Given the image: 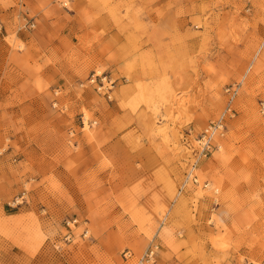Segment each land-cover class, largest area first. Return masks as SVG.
Returning a JSON list of instances; mask_svg holds the SVG:
<instances>
[{
    "label": "rangeland",
    "instance_id": "obj_1",
    "mask_svg": "<svg viewBox=\"0 0 264 264\" xmlns=\"http://www.w3.org/2000/svg\"><path fill=\"white\" fill-rule=\"evenodd\" d=\"M260 101L264 0H0V264H264Z\"/></svg>",
    "mask_w": 264,
    "mask_h": 264
},
{
    "label": "built area",
    "instance_id": "obj_2",
    "mask_svg": "<svg viewBox=\"0 0 264 264\" xmlns=\"http://www.w3.org/2000/svg\"><path fill=\"white\" fill-rule=\"evenodd\" d=\"M34 26L33 23L28 24L29 28ZM239 89V84H234L225 89V95L227 97L226 105L223 111L219 114V116L208 123L205 129H203L197 138V146L194 160L191 161L185 171L184 178L181 181V187H184L188 182L197 183L198 178L195 173V169L198 163L199 156H205L207 152L211 151L215 146L213 144V139L215 135H222L226 130V121L227 118L234 114V110L232 109V100L237 95V91ZM259 111L264 114V102L260 101L258 103ZM195 149V148H194ZM208 183L204 182L203 185L206 186ZM157 245H155L152 241L146 246L141 255L135 257L133 252L130 249H125L122 252V258L126 264H145V263H153L155 251L157 250Z\"/></svg>",
    "mask_w": 264,
    "mask_h": 264
},
{
    "label": "bare ground",
    "instance_id": "obj_3",
    "mask_svg": "<svg viewBox=\"0 0 264 264\" xmlns=\"http://www.w3.org/2000/svg\"><path fill=\"white\" fill-rule=\"evenodd\" d=\"M238 92V91H237ZM234 99H235V97H234ZM233 101V100H232ZM214 138H215V136H214ZM189 183V182H188ZM216 191V190H215ZM155 245H157V242L156 241H154L153 239L151 240ZM158 247V246H157Z\"/></svg>",
    "mask_w": 264,
    "mask_h": 264
}]
</instances>
